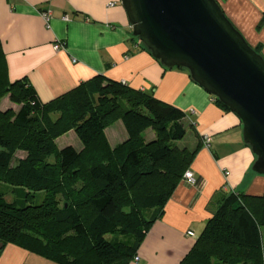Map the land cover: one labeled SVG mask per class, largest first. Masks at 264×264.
<instances>
[{"label":"trees","instance_id":"trees-1","mask_svg":"<svg viewBox=\"0 0 264 264\" xmlns=\"http://www.w3.org/2000/svg\"><path fill=\"white\" fill-rule=\"evenodd\" d=\"M1 72L0 100L9 95L19 110L0 111V254L12 244L58 264H126L198 154L200 145L178 146L185 114L153 92L102 77L44 104L27 79L7 84ZM117 121L128 138L113 148L105 131ZM150 128L157 139L147 143ZM72 130L82 152L56 146ZM11 188L29 202L10 200ZM245 198L223 199L181 264H264V196L249 199L258 212Z\"/></svg>","mask_w":264,"mask_h":264},{"label":"crops","instance_id":"crops-1","mask_svg":"<svg viewBox=\"0 0 264 264\" xmlns=\"http://www.w3.org/2000/svg\"><path fill=\"white\" fill-rule=\"evenodd\" d=\"M217 1L264 56V0ZM45 12L51 13L49 24ZM57 43L62 44L59 51L54 48ZM0 70L7 84L27 79L44 104L102 77L153 92L185 114L184 123L196 137L192 151L200 145L188 169L196 183L184 178L179 182L163 215L126 264H181L226 196H264V176L252 173L255 155L244 142L239 117L218 106L187 71L166 69L145 51L134 39L121 0H0ZM15 107L9 95L0 100V111ZM105 133L113 148L128 138L121 121ZM206 135L211 137L209 148L203 142ZM251 198L245 202L258 212L260 203ZM191 231L196 237L188 235ZM0 264L58 263L8 244Z\"/></svg>","mask_w":264,"mask_h":264},{"label":"water","instance_id":"water-1","mask_svg":"<svg viewBox=\"0 0 264 264\" xmlns=\"http://www.w3.org/2000/svg\"><path fill=\"white\" fill-rule=\"evenodd\" d=\"M133 36L167 69H182L243 125L264 176V56L217 0H121ZM3 245H0L2 248Z\"/></svg>","mask_w":264,"mask_h":264},{"label":"rangeland","instance_id":"rangeland-1","mask_svg":"<svg viewBox=\"0 0 264 264\" xmlns=\"http://www.w3.org/2000/svg\"><path fill=\"white\" fill-rule=\"evenodd\" d=\"M14 110L18 111L19 107L18 106L15 107ZM58 116H59V113L58 114L56 113V114H53L52 117L55 120V119H57ZM117 122H120V121H117ZM117 122H115V123H117ZM114 124H112V125H114ZM115 130H113V131L115 132ZM116 134L119 135L117 138H121L118 130H116ZM143 137L145 138L147 143H150V142L155 141L157 139V134L152 128H150L143 133ZM123 142H121V143H123ZM55 143L59 149H62L65 146L71 145V146L76 147L79 150V152H82V150H83V144H82L79 136L75 133L74 130H72V131L68 132L67 134L58 138ZM195 144H196L195 133L192 129H190V127H187V135L185 136V138L182 141L178 142V146L180 148H188V149L192 150V149H194ZM25 155L26 154L23 152L18 153L19 158H24ZM51 160L54 161V158H51ZM10 192H11V196L8 197L10 200H19L18 201L19 204L20 203L25 204V202L27 203V201L29 202V199L28 198L26 199L25 193L23 192L22 189L19 190L18 188H11ZM38 202H39L38 198H35L34 200H32L28 204L29 205H31V204L35 205ZM63 203L64 202L62 201V204H61L62 206H63ZM127 211H129V209H127ZM154 212H157V209L154 208L152 210V213H154ZM262 235H263V242H264V228L262 229Z\"/></svg>","mask_w":264,"mask_h":264},{"label":"built area","instance_id":"built-area-1","mask_svg":"<svg viewBox=\"0 0 264 264\" xmlns=\"http://www.w3.org/2000/svg\"><path fill=\"white\" fill-rule=\"evenodd\" d=\"M43 17H44V20L46 21V23L49 24V22L51 20V13L45 12V13H43ZM68 20H69L68 18L64 19V21H68ZM54 48H55V50L59 51L60 49H62V44L57 43ZM123 84H125V83H123ZM203 142H204L205 147L209 148L210 144H211V137L206 135L203 139ZM184 179L187 180L189 183H192V184L196 183V178H195V175L192 171H187L185 173ZM188 235L191 237H196V234L193 231L188 232ZM135 260H139V258L136 257Z\"/></svg>","mask_w":264,"mask_h":264}]
</instances>
